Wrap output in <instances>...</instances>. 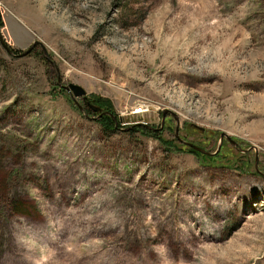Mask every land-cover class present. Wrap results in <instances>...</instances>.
Here are the masks:
<instances>
[{
    "label": "rangeland",
    "instance_id": "obj_1",
    "mask_svg": "<svg viewBox=\"0 0 264 264\" xmlns=\"http://www.w3.org/2000/svg\"><path fill=\"white\" fill-rule=\"evenodd\" d=\"M0 264H264V0H0Z\"/></svg>",
    "mask_w": 264,
    "mask_h": 264
},
{
    "label": "water",
    "instance_id": "obj_2",
    "mask_svg": "<svg viewBox=\"0 0 264 264\" xmlns=\"http://www.w3.org/2000/svg\"><path fill=\"white\" fill-rule=\"evenodd\" d=\"M30 50H31V48H29L28 50L24 51L23 54H27V52H29ZM66 88L71 93H73L74 97L75 96H85V94H86V91L83 89V87H81L80 85H77V84L71 83V84H69V86H66Z\"/></svg>",
    "mask_w": 264,
    "mask_h": 264
}]
</instances>
